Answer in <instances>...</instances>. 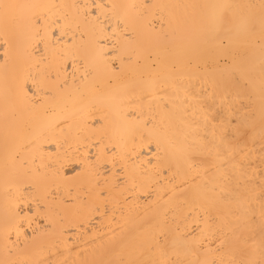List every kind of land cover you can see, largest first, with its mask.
<instances>
[{
    "label": "bare ground",
    "instance_id": "obj_1",
    "mask_svg": "<svg viewBox=\"0 0 264 264\" xmlns=\"http://www.w3.org/2000/svg\"><path fill=\"white\" fill-rule=\"evenodd\" d=\"M0 264H264V0H0Z\"/></svg>",
    "mask_w": 264,
    "mask_h": 264
}]
</instances>
